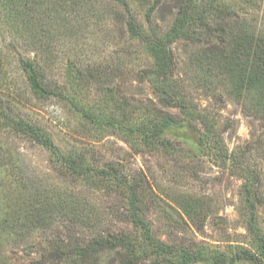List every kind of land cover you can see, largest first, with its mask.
Masks as SVG:
<instances>
[{
  "label": "rangeland",
  "instance_id": "1",
  "mask_svg": "<svg viewBox=\"0 0 264 264\" xmlns=\"http://www.w3.org/2000/svg\"><path fill=\"white\" fill-rule=\"evenodd\" d=\"M128 2L130 11L111 0H46L33 23L43 21L45 35L34 43L32 29L25 32L22 21H9L10 12L0 7V149L7 171L20 168L26 185L57 199L45 224L15 236L0 227V264H36L53 248L74 249L98 234L138 236L125 216L126 179L142 191L143 211L159 240L229 259L241 250L258 252L248 228L245 185L255 203V226L264 235V87L241 90L239 69L229 70L210 50L216 32L189 30L162 51L171 54L173 95L185 111L168 105L169 92L159 95L156 89L149 41L173 26L179 0ZM217 6L231 9L226 24L264 30V0H220ZM130 15L147 31L142 38L128 31ZM25 59L39 62L52 90L48 98L33 94L21 66ZM168 114L204 134L205 147L174 135L168 147L160 140L143 144L130 130L135 122ZM9 117L42 127L65 158L18 133ZM99 168L116 177L95 176ZM5 189L14 192L10 185ZM142 257L140 264H168L151 252ZM75 260L70 255L62 264ZM115 260V253L106 252L100 264Z\"/></svg>",
  "mask_w": 264,
  "mask_h": 264
},
{
  "label": "trees",
  "instance_id": "2",
  "mask_svg": "<svg viewBox=\"0 0 264 264\" xmlns=\"http://www.w3.org/2000/svg\"><path fill=\"white\" fill-rule=\"evenodd\" d=\"M112 2L126 7L128 11V0H111ZM156 0L155 3H159ZM220 0H179L177 6V17L170 30L157 42L150 40L149 43L154 49L155 75L159 78L156 89L159 95L169 92L167 95L168 105L183 108L180 102L173 95V64L171 54H163L165 45L189 36V30L197 31L199 35L203 33L216 32L214 46L210 49L218 54L224 64L229 65V70H238L241 75L240 89H254L264 87V30L250 25H231L224 22L231 9H220L217 4ZM46 0H0V7H4L11 16L9 21L15 22L20 19L25 27V32L30 33L32 29L33 43L43 37L42 30L45 25L40 22L34 25L37 9L43 8ZM158 5V4H157ZM39 8V9H40ZM156 9L154 5L147 13V19L151 21V14ZM216 17V19H215ZM34 23V24H33ZM30 24V25H29ZM27 25H29L27 27ZM128 31L134 38H142L146 35V30L141 27L136 18L130 15L126 22ZM32 27V28H31ZM47 33V30H44ZM28 33V34H29ZM147 41V40H146ZM213 49V50H212ZM213 53V54H214ZM170 60V61H169ZM236 63L237 68H236ZM22 70L27 76L30 88L37 98H48L52 90L47 86L44 72L38 61L25 59L21 61ZM231 73V72H230ZM232 75V73H231ZM162 79V80H161ZM259 112L264 119V103H261ZM258 111V109H257ZM14 129L21 134L28 136L33 141L50 150L55 156L65 158L62 151L53 141L52 137L40 126L26 120L25 118H8ZM134 124V125H133ZM130 126V130L144 144H150L153 140H160L165 147H168V137L174 135L185 141H192L193 145L205 147L206 137L197 131L189 121L178 120L169 115L162 120L154 119L149 122H135ZM5 154L0 149V180L3 182V201L0 207V227L5 231V235H20L24 229H31L40 225L50 217L51 205L57 199L45 192L34 189L26 185L27 177L22 174L18 167H13V171H7L9 166L5 162ZM74 169V166H70ZM8 175L7 177H4ZM94 175L100 178L116 177L115 173L108 168L96 169ZM126 179L124 187L128 191L127 214L125 215L129 223L138 231V236L130 237L124 232L116 235L98 234L77 248L63 250V248H53L45 254L36 264H62L70 255L76 257L75 264H100L101 254L115 253L117 264H140L142 255L150 253L155 260L163 259L168 264H187L197 261L211 260L219 264H236L237 261H250L262 263L264 260V235L256 228L254 223L255 203L252 202L249 185H245L247 191V204L251 212L249 231L259 242L258 252L251 250H241L230 259L226 254L211 255L202 249H189L169 245L159 240L153 233L152 226L143 211L142 191L137 185ZM10 185L14 192L9 195L5 186ZM23 187L17 190V187ZM6 193V194H5ZM9 195V196H8ZM44 226V225H43ZM22 235V234H21ZM74 264V263H73Z\"/></svg>",
  "mask_w": 264,
  "mask_h": 264
}]
</instances>
